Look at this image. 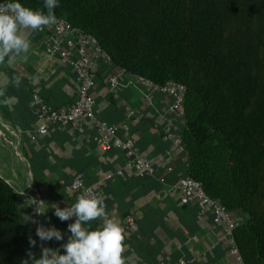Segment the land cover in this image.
Wrapping results in <instances>:
<instances>
[{"label":"trees","instance_id":"obj_1","mask_svg":"<svg viewBox=\"0 0 264 264\" xmlns=\"http://www.w3.org/2000/svg\"><path fill=\"white\" fill-rule=\"evenodd\" d=\"M0 2L47 12L44 0ZM54 15L96 37L115 67L186 86V174L246 215L238 248L245 264H264V0H59ZM28 236L0 176V264L28 259Z\"/></svg>","mask_w":264,"mask_h":264},{"label":"crops","instance_id":"obj_2","mask_svg":"<svg viewBox=\"0 0 264 264\" xmlns=\"http://www.w3.org/2000/svg\"><path fill=\"white\" fill-rule=\"evenodd\" d=\"M44 36L29 32V50L0 63V176L17 194L24 230L41 248L56 249L66 243L71 235L67 226L76 217L61 221L51 206L56 203L63 209L77 202L62 181L71 182L80 174L87 185L102 193L111 212L109 218L119 224L129 215L135 218V225L125 233L124 264L180 260L187 264H237L222 240L223 226L214 222L213 215L200 216L195 203H184L179 193L170 191V186L188 172L189 157L185 144L172 150V141L164 137L167 125L176 133L185 126V121L174 120L168 113L169 97L154 92L130 73L123 77L126 86L112 94L108 79L117 67L103 58L96 61L93 95L98 117L118 124L120 135L132 138L142 154L157 164L159 173L165 174V183L157 177H138L127 165L123 151L99 148L90 127L81 128L75 136L57 124L45 135L36 132L39 120L34 113L33 95L55 106H66L76 99L78 90L72 68L47 55L42 44ZM168 166L173 170L167 172ZM118 170L123 174L106 178L109 172ZM23 192L43 200L46 213L36 215L34 207L26 205L25 196L19 194ZM233 214L241 222L246 219L240 210H233ZM27 217L46 227L54 225L64 239L41 242L35 232L37 224L25 222ZM101 225L102 219L98 218L82 227L95 230ZM61 254H65L62 248Z\"/></svg>","mask_w":264,"mask_h":264},{"label":"built area","instance_id":"obj_3","mask_svg":"<svg viewBox=\"0 0 264 264\" xmlns=\"http://www.w3.org/2000/svg\"><path fill=\"white\" fill-rule=\"evenodd\" d=\"M2 3V2H0ZM56 23L50 26H43L34 30L45 33L42 44L50 58H58L72 68L75 73L78 85L76 99L66 106H55L40 95L34 94V113L39 120L36 132L45 135L52 125H59L65 128L70 136L84 127H90L95 131L94 141L102 150L118 149L123 151L127 158V165L131 167L138 177H157L161 183L166 182L165 174H160L155 162L144 156L137 143L129 137L120 135V127L98 117L96 112L97 101L93 90L97 84L94 73L95 64L99 58L112 63L109 54L101 47L96 37L87 34L73 26L67 20L56 17ZM128 73L125 69L117 67L108 79L109 91L117 93L126 85L123 82L124 75ZM140 82L146 83L154 92H160L170 98L168 113L177 121H185V94L186 86L182 83L169 81L165 85H158L144 77H137ZM164 137L172 141V150L184 145L182 132L176 133L171 125L164 128ZM167 172L173 170L172 166L166 168ZM123 170L109 172L107 179L116 175H122ZM63 186L78 199L80 195L102 198L105 212L110 217L111 212L107 207L102 193L91 185H87L82 175L78 174L74 179ZM170 191L181 195L184 203H195L198 206L199 215L212 214L214 222L223 226L222 240L228 244L229 251L235 256L237 264H245L238 248L234 231L239 223L233 211L217 198L207 194L202 182L190 175L181 176L176 183L170 186ZM125 233L135 225V218L131 215L125 217L121 222ZM139 264H148L142 262ZM161 264H187V261L180 260L176 263L163 262Z\"/></svg>","mask_w":264,"mask_h":264},{"label":"clouds","instance_id":"obj_4","mask_svg":"<svg viewBox=\"0 0 264 264\" xmlns=\"http://www.w3.org/2000/svg\"><path fill=\"white\" fill-rule=\"evenodd\" d=\"M59 7V0H44L46 14L42 10H32L19 2L0 3V63L7 57L9 61L21 52L29 50L28 33L56 23L54 9ZM19 80L16 84L19 85ZM32 184V183H31ZM29 185V187L31 186ZM25 196V204L34 207L36 215H43L46 204L36 197ZM51 208L54 215L61 221H68L76 217L74 223L67 226L71 233L66 243L59 248L42 247L39 258L31 251L37 241L28 236L30 248L26 254L28 259L21 264H124L125 231L121 225L105 212L102 198L80 195L73 205L61 209L56 203ZM102 219V225L95 230L82 227L83 223ZM37 224L36 236L41 242L62 241L64 235L54 225L46 227L39 224L34 218L27 217L25 222ZM61 248L65 254H61Z\"/></svg>","mask_w":264,"mask_h":264}]
</instances>
